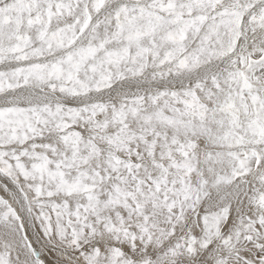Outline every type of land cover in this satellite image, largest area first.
Wrapping results in <instances>:
<instances>
[{
  "label": "snow or ice",
  "instance_id": "1",
  "mask_svg": "<svg viewBox=\"0 0 264 264\" xmlns=\"http://www.w3.org/2000/svg\"><path fill=\"white\" fill-rule=\"evenodd\" d=\"M0 264H264V0H0Z\"/></svg>",
  "mask_w": 264,
  "mask_h": 264
}]
</instances>
